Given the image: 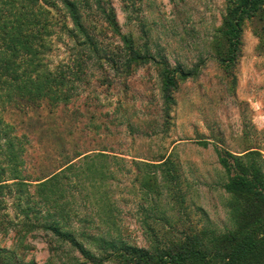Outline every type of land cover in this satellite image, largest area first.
<instances>
[{
	"label": "rangeland",
	"instance_id": "374dc122",
	"mask_svg": "<svg viewBox=\"0 0 264 264\" xmlns=\"http://www.w3.org/2000/svg\"><path fill=\"white\" fill-rule=\"evenodd\" d=\"M80 2L90 31L111 51L123 49V36H128L137 48L159 53L171 68L183 66L190 75L179 78L170 120L164 112L159 56L156 62H134L129 67L123 61H118L120 65L94 62L89 84L69 105L55 111L46 105L22 110L2 104L0 115L14 127L11 133L25 147L23 177L31 181L56 171L64 152L89 154L91 157L76 159V164L85 169L93 161L107 175L101 178L98 173L94 184L86 181L72 187L68 198L89 214L108 195L125 241L149 248L139 211L141 204L148 203L140 185V172L147 169L141 161L170 155L179 167L186 200L179 205L172 198V186L161 181V206L173 214L174 223L179 219L180 229L187 226L185 221L200 227L210 221L224 229L230 223L231 199L223 186L228 175L220 163V151L239 153L256 147L264 154V6L245 20L240 55L228 62L223 61L229 52L223 30L227 0ZM98 3L116 15L121 35L105 20ZM73 47L76 42L59 40L52 55L54 64L68 57ZM103 149L109 156H95ZM25 189L36 194L35 184ZM18 196L15 190L6 195L7 206L0 212L5 221L0 228L1 256H10L17 264H96L38 224L46 210L38 208L27 216L18 206ZM179 210L186 211L185 220ZM92 225L89 232L98 235L108 229L99 219ZM85 226L76 221L74 227ZM79 240L102 255L88 239L79 236ZM102 264L119 263L111 258Z\"/></svg>",
	"mask_w": 264,
	"mask_h": 264
},
{
	"label": "trees",
	"instance_id": "16d2710c",
	"mask_svg": "<svg viewBox=\"0 0 264 264\" xmlns=\"http://www.w3.org/2000/svg\"><path fill=\"white\" fill-rule=\"evenodd\" d=\"M81 4L80 0H0V106L9 103L25 110L46 105L55 111L61 105H69L89 84L92 74L89 69L94 62L107 60L120 65L122 62L118 61H123L129 67L134 62H156L161 57L159 53L137 48L134 39L128 36H123V49L111 51L90 31ZM263 6L264 0H227L223 30L229 52L223 61L234 62L238 58L243 44V24ZM98 7L113 30L121 35L116 15L99 3ZM65 38L76 42V47L68 57L54 64L52 55L57 42ZM160 60L164 112L170 120L179 78H187L190 71L183 66L171 68L168 60L162 57ZM11 126L0 115V212L7 206L6 195L15 190L19 194L18 206L27 216L38 208L46 210L38 224L79 248L96 264L111 258L119 264H264V154L259 148L249 147L239 153L220 151V163L228 175L223 186L231 199L230 223L222 230L210 221L201 227L185 221L187 226L178 228L179 219L177 224L173 222V214L161 206L159 198L163 181L172 186L173 200L183 206L186 197L181 192L179 167L170 155H162L153 162L141 161L151 169L138 175L148 201L139 209L144 233L150 241L147 248L125 241L108 195L101 197L99 208L89 214L78 210L76 201L68 198L72 187L86 181L94 184L98 173L101 178L107 175L93 161L85 169L76 164V159L91 157L89 154L76 150L64 152V160L56 171L28 181L22 173L25 147L11 133L14 128ZM95 156L109 154L103 149ZM84 173L92 177L83 178ZM74 176L76 179H72ZM30 184H35L36 194L25 189ZM179 214L181 220L188 217L186 211L179 210ZM96 218L108 225L102 235L88 230L97 222ZM76 221L87 227L77 229ZM4 222L0 215V228ZM24 225L33 226L27 222ZM166 226L174 231H167ZM79 236L88 239L102 255L86 248ZM0 264L17 262L0 255Z\"/></svg>",
	"mask_w": 264,
	"mask_h": 264
}]
</instances>
